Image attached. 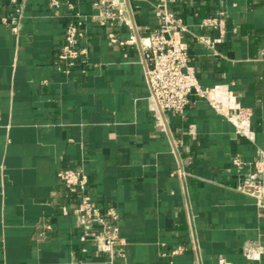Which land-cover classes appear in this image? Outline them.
I'll return each instance as SVG.
<instances>
[{
    "label": "crops",
    "instance_id": "1",
    "mask_svg": "<svg viewBox=\"0 0 264 264\" xmlns=\"http://www.w3.org/2000/svg\"><path fill=\"white\" fill-rule=\"evenodd\" d=\"M51 1H27L18 35L0 20V264H246L245 246L264 247V216L241 189L249 174L264 177V0L173 6L201 84L252 108L254 140L195 95L158 121L142 52L108 37L159 28L157 0H125L133 27L101 25L99 0ZM220 11L223 36L201 25ZM76 13L89 53L66 73L57 57ZM65 167L83 169L95 204L116 209L112 254L98 248L99 224L83 237L78 198L58 176Z\"/></svg>",
    "mask_w": 264,
    "mask_h": 264
},
{
    "label": "built area",
    "instance_id": "2",
    "mask_svg": "<svg viewBox=\"0 0 264 264\" xmlns=\"http://www.w3.org/2000/svg\"><path fill=\"white\" fill-rule=\"evenodd\" d=\"M28 0H0V6L7 3L10 14H2L0 20L9 25L16 35L20 33L25 6ZM183 0H157L156 8L159 11L161 24L159 28L150 32L135 31L130 37L120 39L115 32H109L112 42L119 44L134 43L143 54L144 77L150 89V98L154 102L157 119L163 122L166 113L174 111L184 113L191 102V95L206 99L218 112L226 116L236 127V132L254 140L255 134L251 128L253 110L242 105L233 91H229L220 98L217 97L215 87L203 86L197 76L196 70L190 64L191 58L188 43L184 40V33L188 26L183 17L173 6ZM60 0H52L51 5H59ZM98 13L95 15L101 25L108 20H120L133 27L131 12L125 0H99ZM85 18L76 13L72 16L64 29V40L58 52V61L63 64L61 68L69 73L81 58L87 56L89 48L85 41L87 30L84 26ZM202 26H210L219 31L221 36L226 34V12L207 16L201 21ZM213 46L214 42L208 38H201ZM264 153V152H263ZM236 165L244 162L239 155L233 157ZM67 193L78 198L75 213L78 226L82 228L83 237L87 236L94 225L99 224L101 231L95 235L98 248L113 253L115 246L122 241L117 223L119 215L113 206L105 210L95 204L88 192L89 176L83 169L70 167L62 168L58 172ZM241 189L252 194L257 199V205L264 216V177L259 178L255 173L247 176ZM184 250L179 246L173 253ZM246 264H261L264 247L259 242H250L244 247ZM221 264H228L224 258Z\"/></svg>",
    "mask_w": 264,
    "mask_h": 264
}]
</instances>
